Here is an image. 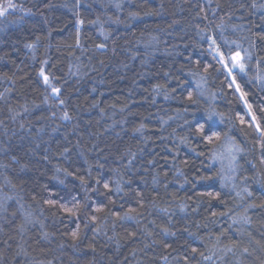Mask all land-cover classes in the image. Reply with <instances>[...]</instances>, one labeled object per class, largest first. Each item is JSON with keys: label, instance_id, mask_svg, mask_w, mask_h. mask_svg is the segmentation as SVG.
Segmentation results:
<instances>
[{"label": "trees", "instance_id": "obj_1", "mask_svg": "<svg viewBox=\"0 0 264 264\" xmlns=\"http://www.w3.org/2000/svg\"><path fill=\"white\" fill-rule=\"evenodd\" d=\"M11 3L0 264H264V0Z\"/></svg>", "mask_w": 264, "mask_h": 264}, {"label": "snow or ice", "instance_id": "obj_2", "mask_svg": "<svg viewBox=\"0 0 264 264\" xmlns=\"http://www.w3.org/2000/svg\"><path fill=\"white\" fill-rule=\"evenodd\" d=\"M15 5L11 3V0H9L8 2V5L7 7H3V6H0V16L4 15L7 11H8V8H14ZM241 59L240 56H239V53H236L233 57H232V61H233V67L236 68L238 67L241 71L244 70V64L241 63ZM229 71H231V69H229ZM43 73H41L42 75ZM45 82H47V77H45ZM54 91H59L58 89H54ZM209 140H211V137H209ZM106 188L108 187L107 184L104 185ZM66 211H69V212H72V209L68 208L66 209ZM73 215L75 214L74 212L72 213ZM73 236L75 237L76 236V233H73Z\"/></svg>", "mask_w": 264, "mask_h": 264}, {"label": "rangeland", "instance_id": "obj_3", "mask_svg": "<svg viewBox=\"0 0 264 264\" xmlns=\"http://www.w3.org/2000/svg\"><path fill=\"white\" fill-rule=\"evenodd\" d=\"M8 5V4H7ZM0 6L6 7L5 5L0 4Z\"/></svg>", "mask_w": 264, "mask_h": 264}]
</instances>
